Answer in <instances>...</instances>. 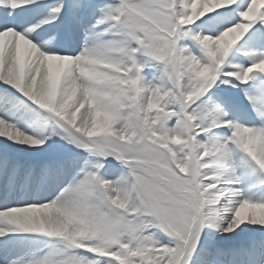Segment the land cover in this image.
Returning a JSON list of instances; mask_svg holds the SVG:
<instances>
[{
	"label": "snow or ice",
	"instance_id": "snow-or-ice-1",
	"mask_svg": "<svg viewBox=\"0 0 264 264\" xmlns=\"http://www.w3.org/2000/svg\"><path fill=\"white\" fill-rule=\"evenodd\" d=\"M0 264H264V0H0Z\"/></svg>",
	"mask_w": 264,
	"mask_h": 264
}]
</instances>
